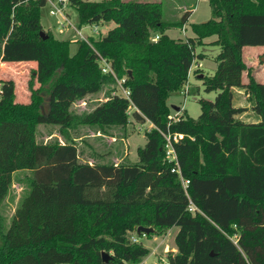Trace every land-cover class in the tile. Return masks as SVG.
<instances>
[{"label":"trees","instance_id":"obj_1","mask_svg":"<svg viewBox=\"0 0 264 264\" xmlns=\"http://www.w3.org/2000/svg\"><path fill=\"white\" fill-rule=\"evenodd\" d=\"M208 2L211 16L191 23L194 36L183 39L166 32L171 23L162 19L159 1L67 0L77 10L78 26L115 22L99 37L76 39L70 52L71 39L56 37L41 23L47 0H0V64L32 60L31 77L39 83L23 102L15 100L14 79H0V202L13 173L30 170L27 202L61 210L55 217L66 219L21 241L0 225V264H135L150 251L131 240L137 225L153 227L144 235L178 226L176 251L166 254L170 264H264V82L242 51L264 45V0ZM188 14L175 23L183 26ZM213 34L216 66L201 77L205 90L217 93L198 98L197 116L183 108L172 120L168 96L184 86L194 59L205 56L195 47ZM99 56L113 72L101 69ZM120 78L128 97L113 93ZM234 86L245 89L259 120L236 117L247 106L233 103ZM100 90L105 99L90 110L71 109ZM130 114L153 124L136 148V162L80 159L70 129L124 127ZM39 123L57 124L61 140H38ZM167 128L184 134L174 146L189 179L186 190L165 156L160 130ZM190 201L195 211L187 208Z\"/></svg>","mask_w":264,"mask_h":264},{"label":"rangeland","instance_id":"obj_2","mask_svg":"<svg viewBox=\"0 0 264 264\" xmlns=\"http://www.w3.org/2000/svg\"><path fill=\"white\" fill-rule=\"evenodd\" d=\"M159 1L162 5V19L171 23L166 29L167 33L174 38L185 39L189 35H193L194 32L191 29V23L200 22L206 20L211 16V8L208 0H153ZM65 2V5L60 0H48L45 5L41 7V23L44 29L51 30L58 38H70V52H74L77 46L76 39H86L88 41L90 36L99 37L105 34L111 25L115 22L111 21V24L98 22V27L94 24H85L78 26V13L77 10L70 4ZM56 4V5H55ZM62 6L60 8L61 13H51V9ZM67 11V14H66ZM188 12V17L183 26L178 25V22L183 14ZM174 23V24H173ZM154 33H152L153 35ZM216 35H210L206 37L209 42H203L195 47L198 52H204L203 58L194 59L192 63V69L187 78L186 83L179 91H173L168 96V103L171 107V114H177L175 110L182 107L186 108V111L192 116H197L200 112V104L198 102L199 97L207 99H213L217 93V90H205L202 77L199 74L209 75L215 69V55L219 51V45L212 43V39H215ZM248 46L244 49L245 63L248 62ZM258 64L264 62V52H262L258 58H256ZM200 62V63H199ZM247 65V64H246ZM36 67V63L32 60L10 62L7 64H0V79L13 78L15 82V100L28 101L31 93V89H35L39 86V83L31 77L33 69ZM254 69V67H253ZM252 71V70H251ZM261 80V78H258ZM32 82V85H29ZM1 84V83H0ZM115 89L122 93L120 86L115 85ZM44 96L43 108H48V95L47 90L41 91ZM105 91L100 90L95 93L87 94L82 99L74 101L71 105V109L74 112H83L90 110L100 100L105 99ZM241 102L251 105L249 97L244 98L236 93V97L233 100L235 105H239ZM242 104V103H241ZM131 109H129L130 111ZM248 116H253V111L249 108ZM79 125L75 129H70L75 136H78L80 131ZM96 129L97 126H91ZM59 126L51 123H39L37 125L36 137L38 140L46 141L52 139L57 135L61 140L58 133ZM151 128L149 122H140L130 114L129 121L124 127L117 125V129L114 132L120 136L127 131V143L126 145L118 140L116 144L111 146L107 145L103 136H98L97 147L93 150L92 154L96 160L101 161H113L109 154L117 152L122 154L123 150L127 151V155L121 160L122 162H136L138 160L136 148L144 144L146 139L145 130ZM107 134V130L101 129ZM102 132V133H103ZM120 133V134H119ZM81 147L79 146V149ZM81 156V155H80ZM31 171L26 169H19L13 173V180L9 186L8 193L4 199L0 202V225L4 230L8 231L13 240L21 241L24 238L37 236L42 232L47 231L49 227L54 225H64V218H57L56 215L60 214L61 210H54L45 207H36L27 202L30 194L29 177ZM54 214V215H53ZM48 215V217H47ZM178 229L177 225H173L166 230L164 235H139L138 240L141 241L149 248V253L142 257V259L136 264H166V254L168 251H172L175 245L174 235ZM133 232V231H132ZM134 264V263H127Z\"/></svg>","mask_w":264,"mask_h":264},{"label":"crops","instance_id":"obj_3","mask_svg":"<svg viewBox=\"0 0 264 264\" xmlns=\"http://www.w3.org/2000/svg\"><path fill=\"white\" fill-rule=\"evenodd\" d=\"M66 5H67V3H66ZM66 14H67V11H66ZM105 22H106V24H111L112 23L111 21H105ZM101 23H104V22L101 21ZM114 25H111V27H113ZM94 26L98 27V24L95 23ZM111 27H109V28H111ZM192 36H194V34ZM212 40H214V39H212ZM203 41L204 42H209L205 38L203 39ZM246 46L249 47L248 50H249V53H250V54H248V60L249 61L248 62L246 61V64L252 70L251 72L254 75V77L257 80H258V78H261V80H259V81L264 82V62L261 63V64H258V62L256 60V58H258L259 55L262 52H264V45H245V46H243L242 51H243V58H244V60H245L244 49L246 48ZM198 51L199 50H196V52H198ZM215 66H216V64H215ZM253 67H254V69H253ZM191 69H192V65L190 66V69H189V72H188V76L190 74ZM202 75H203L202 73L199 74V76H202ZM243 75H244V79H245L246 71L243 72ZM232 90H233V100L236 97V93L238 95H241L242 94V96L244 98H247L248 97V94H247V92H245V89L243 87L234 86V87H232ZM241 103L239 105H245V106H247V109H245L241 113L236 114V117L237 118H239V119H241L243 121H257V120H259L258 115L253 111V109L251 108V105L244 104L243 102H241ZM249 108H251L252 111L254 112L253 113V116H251V117L248 116V114H249V112H248L249 111ZM182 110H183V106L180 107V108H178L175 111L178 112V113H181ZM145 121H148L149 122V126L150 127L153 126V124L151 123V121H149L148 119H146ZM116 129H117V125H113V126L107 127L106 130L108 131V133H112L111 130H113V132H114V130H116ZM78 132H79L78 133V136H75L76 134L74 135L72 133V131H70V134L76 139L78 145L81 147L80 148V155H81L80 156V159L81 160H87L89 163H92L94 160H96L95 157L93 156L92 152L97 147L98 136H103L105 138L104 140L107 143V145L109 146V148L111 146L113 147V145L116 144L118 140H121L126 145L127 139H128L127 131L124 134H121L120 136H118L115 132H114V135H111V134H107L105 131L104 132L101 131V129H97V128L96 129H93L89 125H81L80 126V131H78ZM145 142H146V139L144 140V143ZM126 155H127V151L126 150H123V153L122 154L117 153V152H113L112 154H109L108 157H111V159L115 163H118V162H121V160ZM160 235L163 236L164 234H160ZM152 237L155 238V235H153ZM172 248H173L172 251H176V246H174Z\"/></svg>","mask_w":264,"mask_h":264},{"label":"built area","instance_id":"obj_4","mask_svg":"<svg viewBox=\"0 0 264 264\" xmlns=\"http://www.w3.org/2000/svg\"><path fill=\"white\" fill-rule=\"evenodd\" d=\"M60 1H61L62 4H65V2L67 0H60ZM60 8H62V6L55 7V9H51L50 12L51 13H56V12L61 13ZM157 38H158V34L157 33L153 34L152 37H151V39L154 40V41H156ZM97 60H98L100 66H101V69L103 71H105V72H107V71L113 72V70H112V68L110 66V63H109V61L106 58H104L102 56H99L97 58ZM117 80H118V85L120 86L122 93H119L116 90L113 91V93H119L121 95H124V96L128 97L129 96V89H128V87H125L122 84L124 78H120V79H117ZM171 119L172 120L179 119V116L177 114H173V115H171ZM160 132L162 133V135L164 137V140H165V142H164L165 156H166V158L168 160H170V161H172L174 163V165L172 167V170L176 171L179 174V178L181 180L183 188L186 190L187 189V185L189 183V179L183 177L182 174H181L179 163H178V159H177V154H176V150H175V146H174V143L177 142L179 139L183 138L184 134L182 132H178V131H171V130H169V128H167L166 130H160ZM187 208L190 211H195L197 209V207L195 206V204L192 201L189 202ZM143 235H144V233H143ZM130 238H131V240H134V241L138 240L136 232L132 233L130 235ZM166 264H170V263L168 261H166Z\"/></svg>","mask_w":264,"mask_h":264},{"label":"water","instance_id":"obj_5","mask_svg":"<svg viewBox=\"0 0 264 264\" xmlns=\"http://www.w3.org/2000/svg\"><path fill=\"white\" fill-rule=\"evenodd\" d=\"M40 34L44 38L47 37V33L44 30H41L40 31ZM152 230H153V227L152 226H146V225H137L136 226V229H135V231H136L137 234L147 233V232L152 231ZM102 257H103V259L106 260L108 258V253L105 252V251H103L102 252Z\"/></svg>","mask_w":264,"mask_h":264}]
</instances>
